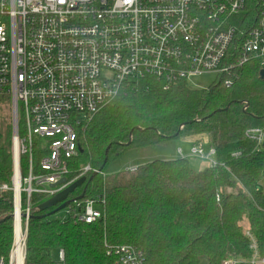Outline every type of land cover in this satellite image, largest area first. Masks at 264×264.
<instances>
[{
	"label": "trees",
	"instance_id": "obj_1",
	"mask_svg": "<svg viewBox=\"0 0 264 264\" xmlns=\"http://www.w3.org/2000/svg\"><path fill=\"white\" fill-rule=\"evenodd\" d=\"M252 13L264 0H247ZM250 63L227 88L220 81L202 90L180 85L164 91L153 78L126 82L119 95L78 131L79 152L68 161L69 182L86 178L70 199L104 200V219L94 224L38 219L49 199L32 196L27 251L30 264H115L107 247L132 246L145 264H222L251 256L245 227L264 257V143L246 138L264 129V80ZM0 99V101H6ZM208 135L219 164L195 171L178 157V143ZM34 143V173L47 155ZM27 176L30 158L22 159ZM92 172L81 177L85 167ZM101 174L94 178L93 171ZM13 177L12 127L0 123V187ZM219 198V200H218ZM71 206V205H70ZM13 193L0 192V258L13 244ZM55 217V218H54Z\"/></svg>",
	"mask_w": 264,
	"mask_h": 264
},
{
	"label": "built area",
	"instance_id": "obj_2",
	"mask_svg": "<svg viewBox=\"0 0 264 264\" xmlns=\"http://www.w3.org/2000/svg\"><path fill=\"white\" fill-rule=\"evenodd\" d=\"M250 63L264 70V6L252 13L247 0H0V99L11 105L13 144L12 182L0 192L13 193L15 221L13 244L0 264H30L32 196L50 200L74 183L67 179L68 161L78 155V131L126 82L150 77L169 91L214 74L230 88ZM245 136L264 143V129ZM37 140L48 150L39 174L32 165ZM177 154L210 169L222 166L212 146L194 145L187 156L179 148ZM24 157L30 158L27 176ZM90 172L85 167L81 177ZM62 179L65 185H59ZM103 204L99 196L84 199L60 219L97 223L104 219ZM245 235L251 256L222 264H264L255 238L248 229ZM106 254L115 264H145L132 246H109ZM64 261L61 250L55 264Z\"/></svg>",
	"mask_w": 264,
	"mask_h": 264
},
{
	"label": "rangeland",
	"instance_id": "obj_3",
	"mask_svg": "<svg viewBox=\"0 0 264 264\" xmlns=\"http://www.w3.org/2000/svg\"><path fill=\"white\" fill-rule=\"evenodd\" d=\"M218 81H219V79L217 78L216 75L209 74V75H205L201 78L193 80L192 83L190 84V88L196 89V90H202V89L208 88L211 84H213L214 82H218ZM2 99H6V98L4 97ZM20 116H21V114H20ZM0 123H3L5 128L8 125H10L12 127V111H11V105H10V102L8 99L6 101H0ZM20 129L24 130V121L22 120L21 117H20ZM194 139L195 138H186V139L181 140L178 143V147L184 151L186 156L189 155L191 147L196 144ZM200 141H202L201 145L205 149L209 148L210 138L208 135L202 136ZM188 159H189L191 167L195 171H201L202 169H204L206 167L203 165L202 162H200L199 160H197L195 158L190 157ZM263 182H264V174L261 177V180L259 183V188H262ZM62 212L63 211H61L60 213L55 215L56 218L59 217V215H61ZM30 220H31V217H30ZM14 222L15 221H14V209H13V224H14ZM245 229H247V227H245ZM13 239H14V229H13ZM52 259L55 263L59 262V252L58 251H54L52 253ZM200 264H208L207 259H202Z\"/></svg>",
	"mask_w": 264,
	"mask_h": 264
},
{
	"label": "water",
	"instance_id": "obj_4",
	"mask_svg": "<svg viewBox=\"0 0 264 264\" xmlns=\"http://www.w3.org/2000/svg\"><path fill=\"white\" fill-rule=\"evenodd\" d=\"M260 76L264 80V70L261 71ZM101 172H102V169L100 171H98L97 173H94L92 178H94L98 174H101ZM85 182H86V178L85 177L81 178L80 180L74 182L72 185H70L68 188H66L64 191H62L61 193H59L58 195H56L52 199H50L47 202H45L44 204H42L38 209L39 213H45V212L50 211L52 209H54V210L47 213L46 215L38 217V219H45V218L53 217V216L57 215L58 213H60L61 211H63L64 209H66L71 204H74V203H77V202L84 200L85 194L81 195L80 197H76V198H72V199H70V196L77 189L81 188L85 184ZM66 183H67V179H62L59 182V185H65ZM53 187H56V186L54 185ZM11 219H13V216L11 217Z\"/></svg>",
	"mask_w": 264,
	"mask_h": 264
},
{
	"label": "crops",
	"instance_id": "obj_5",
	"mask_svg": "<svg viewBox=\"0 0 264 264\" xmlns=\"http://www.w3.org/2000/svg\"><path fill=\"white\" fill-rule=\"evenodd\" d=\"M202 136H204V135H202ZM202 136L194 137L195 138L194 141L196 142L195 145L202 144V141H200V139H201ZM209 144H210L209 146H211V143H209ZM203 165L205 166V164H203Z\"/></svg>",
	"mask_w": 264,
	"mask_h": 264
},
{
	"label": "bare ground",
	"instance_id": "obj_6",
	"mask_svg": "<svg viewBox=\"0 0 264 264\" xmlns=\"http://www.w3.org/2000/svg\"><path fill=\"white\" fill-rule=\"evenodd\" d=\"M20 221H19V215H17V227H19Z\"/></svg>",
	"mask_w": 264,
	"mask_h": 264
}]
</instances>
